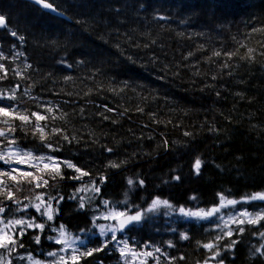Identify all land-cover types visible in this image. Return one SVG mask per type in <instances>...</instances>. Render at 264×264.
Wrapping results in <instances>:
<instances>
[{
	"label": "trees",
	"instance_id": "obj_1",
	"mask_svg": "<svg viewBox=\"0 0 264 264\" xmlns=\"http://www.w3.org/2000/svg\"><path fill=\"white\" fill-rule=\"evenodd\" d=\"M48 2L59 16L32 0H0V15L5 17L0 52L7 57L0 63L8 69L7 78L0 79V93L8 96L15 88L17 97L0 99V107L40 112L49 117L39 122L48 125L46 133L55 127L75 139L69 143L49 133L42 143L40 133L33 135L34 118L23 129L19 120L0 117V121L8 119L13 125L9 140L14 138L24 151L71 161L90 175L68 179L75 173L61 165L64 179H49L35 192L24 185L16 192L20 205L4 201L6 208L22 209L6 211L3 215L8 219L35 217L36 223L45 224L43 231L24 230L19 239L24 247L16 246L13 251L18 256L13 259L20 257L24 264L31 257L53 264L54 257L47 254L61 245L46 237L58 236L51 229L60 225L72 235L81 234V251L100 247L109 239L95 227L100 214L113 206L129 214L146 212L159 197L172 207L147 212L141 223L126 227L118 238L136 251L146 244L147 251L159 247L167 253V258L156 254L161 264L172 257V264H203L211 253L197 242L220 235V228L212 221L188 220L171 212L181 207L210 208L218 204L220 194L242 200L264 192V32L253 31L264 29V0ZM217 51L218 57L213 55ZM225 53L238 54L229 58ZM47 106L54 113H47ZM0 129L7 131L8 126L0 122ZM55 141L59 151L44 146L49 142L55 146ZM8 150V142L0 137V151ZM197 158L203 162L199 175L193 168ZM110 161L125 163L111 168ZM9 167L0 161V170ZM129 177L137 183L129 186ZM92 180L99 193L80 192L69 199ZM139 180L144 181L142 186ZM39 193L45 199L64 198L52 221L33 207L23 210L36 202L24 197ZM80 197L86 200L83 209ZM104 201L110 203L105 206ZM52 206L57 207L56 200ZM247 206L264 209V201ZM243 227V235L231 237L240 241L234 250L223 251L229 241L221 242L217 260L264 264V257L253 255L264 244L259 235L264 221ZM182 233L190 239H181ZM36 235L39 243L33 239ZM169 241L174 247L168 246ZM80 264H122V257L112 241ZM147 264L155 260L148 258Z\"/></svg>",
	"mask_w": 264,
	"mask_h": 264
},
{
	"label": "snow or ice",
	"instance_id": "obj_2",
	"mask_svg": "<svg viewBox=\"0 0 264 264\" xmlns=\"http://www.w3.org/2000/svg\"><path fill=\"white\" fill-rule=\"evenodd\" d=\"M35 3L41 5L45 9H50L52 11H56V9L53 6V3H49L48 0H35ZM62 15V13H61ZM5 25V17L3 15H0V26ZM253 31H260L264 32V29H253ZM11 35L16 36V32H12ZM20 40H23L24 37L20 36ZM253 52V49H248V56L251 57V54ZM238 53H225L226 56L231 58L233 55H237ZM213 55L220 56L221 53L219 51L214 52ZM264 55V53H262ZM0 59H7V57H4L3 52H0ZM226 66V65H225ZM30 67V66H29ZM0 73H3V75H0V79L7 78L8 69L6 66L2 63H0ZM19 73H14V75H17ZM17 87H19L17 85ZM16 89H12V92L8 96H4L3 93H0V99H10V100H16L17 97L15 95ZM25 94H27V90L25 91ZM10 107V106H9ZM9 107H0V117L5 118H12L13 120H19L21 121V128L23 129L26 124H29L32 122V119L34 118L36 123L33 125V135L38 132L40 133L39 139L43 143L49 133L51 135H61L62 139L71 143L73 138H70L67 134H63L62 129H57L55 127L49 129V132L46 133L45 129L48 128V125L45 124L44 126H41L39 123L40 121H46L49 117L47 115H42L40 112H31L30 114L27 112H21L18 108H12L11 111L9 110ZM55 109L52 106L46 107L47 113H54ZM108 111H112V109H108ZM55 119V117H52ZM107 118V117H106ZM63 119V117H61ZM8 126V130L5 131L4 129H0V137H3L9 144V150L7 153L0 151V161H3L4 164L9 165L10 167L7 170H0V197L3 199H0V249L6 250L8 252L13 251L16 246L24 247L22 243H19V239L25 235V229H40L43 231L45 228L44 223H36L35 217H32L30 219H24V218H11L8 219L3 214L6 211H21L22 209L16 208V209H9L4 206V201H12L13 203L20 205L22 201L20 199L16 198V192L17 191H23L24 185H28V190L30 192H35L36 189L41 188L42 186H47L49 184V179L56 180V179H64V176L62 174V168L61 165H63L67 169H72L75 173V175H71L68 177V179H74V180H82L83 177L89 176V171H84L80 166H77L76 164L72 163L68 160H61L58 157H54L51 155H41V156H35L31 151H24L22 148L19 147V145L16 143V140L13 138L9 140V136L14 133L15 128L12 124L9 123L8 119H4L3 121H0ZM189 133H185V135H188ZM45 147L51 149L52 151H59V141H55V146L52 142L46 143L44 145ZM107 151L111 152L112 149H107ZM125 162L117 163L116 161H110L107 167L111 168H119L122 166V164ZM202 161L197 158L194 161V171L195 174L199 175L200 169L202 167ZM28 165L29 168H34L36 171L31 170H24L23 168L19 167H12V165ZM48 176V179L44 178V175ZM101 182L104 181L105 177H100ZM175 180H179V176L174 177ZM127 183L129 186H132L137 183V181H134L131 177L127 179ZM139 185H143L144 181L139 180ZM15 189V191H14ZM91 191L93 193H99L100 187L96 185L95 181H89L85 182L80 188L76 190V192L69 197V199H75L76 196L80 192H88ZM24 199H27L29 201L35 200V203H30L29 205H25L23 210H26L27 207H33L35 210L40 213L41 216H46L48 221H52L54 219V215L58 214L59 211V202L62 201L64 198L63 196L60 197H52L49 196L48 199H45V194L39 193L35 194L34 197L31 196H25ZM91 198H89L90 200ZM192 199H195V197H192ZM56 200L57 207L53 208L52 201ZM264 201V192L262 193H254L250 196H246L242 198V201H238L236 199H228L223 194H220V205L214 206L213 208L209 210L200 209L198 211H192V210H186L185 208L181 207L179 208V212L184 215L185 217H195L198 219H207L209 217H212L219 213L221 211V208L226 206H235L238 203L244 202L247 203L249 201ZM85 197H80L79 200V207L83 209L85 207ZM105 206H107L110 202L104 201L103 202ZM124 203H127L125 201ZM166 207L171 208L172 205L167 200H161L159 197L153 199L151 205L149 208L145 211L137 210L135 214H129L128 211H117L115 210V207L109 209L106 213L103 214L104 219L113 220L116 221L115 225H95L96 228L99 229V234L102 237H107L108 233L111 232L112 236L109 239H106L102 242V245L97 248H87L84 251H81L78 247H76V238L70 237V235L67 233L65 226L60 225L59 229L52 228V231H58L59 235L56 237L48 236L46 237L49 240H52L56 244L62 245V247L58 251L49 252L47 255L52 257H57V259L53 262V264H80V261L82 258L90 257L96 252L102 251L104 248L108 246L109 243L112 241H116L118 245L122 244V247H119L118 250L120 252V255L122 259L124 260V264H136V261H139V264H147L148 258H152L155 260V264H161L160 256L156 255L157 253H160L161 255L165 256L167 258V253L163 252L162 249L159 247L151 246L152 251H147L150 247V245L146 244L144 246V251H136L132 247L129 246L127 240L117 241L116 233L123 231L128 225L135 223H139L146 215L147 212H153L157 210L159 207ZM95 219V218H94ZM220 220L223 221V226L220 227V235H216L211 240H209L206 243L197 242L198 246L203 247L206 249L209 253H211L210 256H208L204 261L203 264H209L210 260H216V264H223L222 260H217V257H220L222 255V249H221V242L224 239H228V244L223 246V251H232L234 250L236 244H238L240 241L238 239L233 240L231 237L236 235H243L245 232V228L243 225H257L261 221H264V209H261L259 212L256 213H250L247 210L240 212L238 215L235 216H229L228 219H224L223 215L219 217ZM232 225H236L235 228L232 227ZM20 227V231H16V227ZM259 235L261 237H264V231L259 232ZM36 243L40 242V236L36 235L33 237ZM181 239L188 240L190 237L186 233L181 234ZM80 244H84V241L81 240ZM169 247H174L171 241L168 242ZM69 250H71L70 254L67 255V258H65L64 255H59L60 252L69 253ZM259 254L261 257H264V244H261L259 248L256 249V252L253 253V255ZM31 259V257H30ZM183 259V257H181ZM2 260V258H0ZM175 258H168V264H172L174 262ZM10 264V261H9ZM35 264H43L41 261H36Z\"/></svg>",
	"mask_w": 264,
	"mask_h": 264
},
{
	"label": "rangeland",
	"instance_id": "obj_3",
	"mask_svg": "<svg viewBox=\"0 0 264 264\" xmlns=\"http://www.w3.org/2000/svg\"><path fill=\"white\" fill-rule=\"evenodd\" d=\"M12 167H19V168H29V166L28 165H15V164H13L12 165ZM238 201H242V200H238ZM257 201V200H256ZM249 202H251V201H249ZM249 202H247V203H244V202H241V203H238V204H236L235 206H226V207H223V208H221V211L219 212V213H217L216 215H214V216H212V217H209V218H207V219H198V218H195V217H185L184 215H182L180 212H179V210H177V211H172L171 212V214L172 215H176L177 217H181V218H184V219H188V220H194V221H198V222H203V221H212V222H214V223H216L217 225H218V227L220 228L221 226H223V221L222 220H220L219 219V217L221 216V215H223V217H224V219H228V217L229 216H235V215H238L240 212H243V211H245V210H247L248 212H250V213H256V212H259L260 210H254V209H250L248 206H247V204L249 203ZM220 205V201L218 202V204L217 205H215V206H219ZM161 207H163V206H161ZM214 206H212V207H210V208H207V209H204V210H209V209H211V208H213ZM164 208H166V207H164ZM186 210H188V209H186ZM192 211H198V210H192ZM107 212V211H106ZM106 212H104V213H106ZM104 213H102V214H100L99 215V219L101 220V222H100V224H103V225H115L116 224V221H113V220H108V219H104L103 218V214ZM135 214V213H134ZM142 221V220H141ZM141 221L139 222V223H141ZM139 223H133V224H130V225H134V224H139ZM130 225H128V226H130ZM0 226H2V225H0ZM127 226V227H128ZM232 227L233 228H235L236 227V225H232ZM33 229V228H32ZM124 230V229H123ZM16 231L18 232V231H20V227L19 226H17L16 227ZM98 231H99V229H98ZM58 232V231H57ZM68 233V232H67ZM119 233H122V231H120V232H117L116 233V237H117V241H122L123 239H121V238H118V234ZM69 235H70V237H72V238H76V247H78V246H80V245H82V244H80V241L81 240H83V238L81 237V234L80 235H72V234H70V233H68ZM58 235H59V232H58ZM108 236H109V238L112 236V233L111 232H109L108 233ZM84 241V240H83ZM115 242V245L119 248V247H122L123 245L122 244H120V245H118L117 244V242L116 241H114ZM61 247H62V245H61ZM145 249H143V250H141V251H144ZM70 252H71V250H69V253H64V252H60L59 253V255H64L65 256V258H67V255H69L70 254ZM18 255H16L15 253H14V251H11V252H8V251H6V250H3V249H0V258H2V260H0V264H9V261H10V264H22V262H20L21 261V259H20V257H18V259H13V258H16ZM57 259V257H54V260L53 261H55ZM37 260L36 259H30V258H28L26 261H25V263L24 264H35V262H36ZM39 261V260H38ZM41 262H43V264H50L49 262H45V261H41ZM122 264H124V260L122 259ZM136 264H139V261H136ZM209 264H216V263H214V262H209Z\"/></svg>",
	"mask_w": 264,
	"mask_h": 264
},
{
	"label": "water",
	"instance_id": "obj_4",
	"mask_svg": "<svg viewBox=\"0 0 264 264\" xmlns=\"http://www.w3.org/2000/svg\"><path fill=\"white\" fill-rule=\"evenodd\" d=\"M33 2H35V0H32ZM37 4V3H36ZM39 5V4H38ZM41 6V5H40ZM49 12H51L53 15H58V13L56 11H52L50 9H47ZM59 16V15H58Z\"/></svg>",
	"mask_w": 264,
	"mask_h": 264
}]
</instances>
